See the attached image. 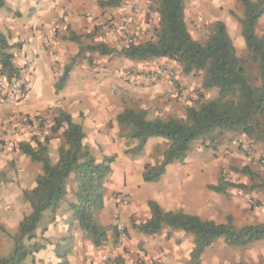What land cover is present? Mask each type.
<instances>
[{"label":"crops","instance_id":"obj_1","mask_svg":"<svg viewBox=\"0 0 264 264\" xmlns=\"http://www.w3.org/2000/svg\"><path fill=\"white\" fill-rule=\"evenodd\" d=\"M4 1V7L0 8V33L7 37L12 46L13 64L20 71L23 89L16 96L0 92L2 257L10 254L13 248L12 236L17 233L21 220L31 212L23 193L35 187L36 178L42 172L40 163L31 161L18 150L19 143L29 142L34 146L35 140L42 142L47 137L50 161L56 163L58 148L62 143L61 131L52 133L50 128L53 116L62 110L70 115L73 123L82 127L83 143L95 158L99 151L101 158L109 155L114 157L120 147H123L125 139L120 136L116 123L119 112L128 107L145 110L147 118L151 115L159 117L162 111L168 112L179 105V102L184 103L180 97L186 96H180L181 94L191 96L194 90H201L203 78L201 72L184 75L178 64L166 58L131 61L117 53V46L125 47L122 44L123 36H129L134 43H143L154 40L151 30L154 27L155 32L158 28V25L145 20L144 10L139 9L140 14L131 20L127 0H122L116 7L104 8L99 6L97 0ZM135 1L140 6L144 5L143 0ZM220 16L216 22L224 23L234 40L237 55L243 56L242 53L248 50L240 33V26L229 16ZM255 32L264 39V15L258 20ZM72 34L79 37L78 42L69 40ZM97 44H104L116 52L100 55L86 50ZM70 64L68 80L62 90L56 93L55 83ZM160 66H168L173 70L178 88L172 85L168 77L157 72ZM208 91L212 93V98L217 95L215 89L202 91L206 100L210 98V95H206ZM131 141L132 145L137 143L136 140ZM195 156L199 155H191L189 152L184 164L168 165L157 182H149L145 189L137 192L135 197L138 200L147 198L144 207L143 203L140 204V214L139 208L130 207V215H135L138 223L150 217L147 206L149 200L157 202L165 212L183 210L187 214L204 216L207 220L217 222L212 209L220 200L219 197L228 195L232 189L225 194H217L208 189V186L217 183L219 163L227 159L219 156L216 160L204 161L202 157ZM229 158L237 159L240 155L232 153ZM70 181L71 178L66 181L67 195L60 208L53 217L46 212L36 228L31 243L40 244L42 248L28 256L24 264H58L60 259L56 256V247L69 236L72 237V249L67 256L69 264H107V259L114 250L112 231H108L107 244L99 248L84 238L69 210V204L75 202L69 199L75 193L73 181L72 188L67 187ZM121 197L125 198L126 206H129L128 193ZM121 208L122 205L120 210ZM110 212L111 207L104 204L97 221L110 227ZM164 232L169 233L168 229H163L160 233ZM170 234H174L175 239H191V243L181 242L182 245L189 244L191 248L187 251L184 249L186 252L183 254L180 246L172 248L171 241L159 244L150 239L156 235L145 236L137 232L135 226L128 228L125 248L120 254L124 260L122 264H189L193 248L192 236L181 231ZM218 240L220 239L213 244ZM262 241L264 239L255 243ZM213 244L202 256H205ZM203 261L202 257L199 264Z\"/></svg>","mask_w":264,"mask_h":264},{"label":"trees","instance_id":"obj_2","mask_svg":"<svg viewBox=\"0 0 264 264\" xmlns=\"http://www.w3.org/2000/svg\"><path fill=\"white\" fill-rule=\"evenodd\" d=\"M146 1L156 6L158 14L154 40L133 42L117 53L131 61L166 58L178 64L184 75L202 72L201 90L217 89L218 95L212 100H205L200 94L196 105L186 108L184 120L172 117L150 120L145 110L128 107L118 113L116 123L120 136L137 141L134 147L125 150V154L138 156L152 138L169 142L158 164L144 165L143 182H157L168 165L184 164L194 141L214 146L227 134L264 140L263 125L259 119L264 112V39L255 32L258 20L264 15V0H236L243 6V15L238 21L250 61L257 66L258 86L252 84L246 71L248 62L237 55L223 22H215L211 33L200 42L193 39L187 29L183 0ZM98 4L102 8L116 7L120 5V0H98ZM4 5L5 1L0 0V8ZM69 40L78 42L79 37L72 34ZM11 49L7 37L0 33V76L8 82L20 79V71L13 64ZM86 50L100 55L116 52L104 44L89 46ZM70 66L65 67L55 83L56 93L66 84ZM50 131H61L62 143L58 148L56 163L50 161L47 137L42 142L35 140L34 146L29 142L18 144V150L24 156L42 165V172L36 178L35 187L23 193L31 212L21 220L17 233L12 236L13 248L8 256H0V264H24L28 256L42 248L40 244L31 243L36 228L46 212L53 217L60 208L67 195L66 181L72 175L76 184L75 202L69 204L73 221L94 247L105 246L109 241V229L101 225L97 217L104 209V185L112 173L115 158H95L83 143L82 127L73 123L70 115L62 110L53 116ZM241 170L247 172L245 168ZM261 186L264 187V183ZM234 188L246 187L230 182L223 175L218 177L216 184L208 186L217 194H225ZM147 206L150 217L135 226L137 232L152 236L168 229V236L173 231L192 236L189 264H199L205 250L217 239H223L228 247H246L264 239V224L237 228L229 217L226 223L218 224L183 210L165 212L152 200L147 202ZM113 237L116 242L117 233ZM71 244V236L58 243V264H69L67 256L71 252Z\"/></svg>","mask_w":264,"mask_h":264},{"label":"rangeland","instance_id":"obj_3","mask_svg":"<svg viewBox=\"0 0 264 264\" xmlns=\"http://www.w3.org/2000/svg\"><path fill=\"white\" fill-rule=\"evenodd\" d=\"M183 1L187 29L193 39L197 41L203 42L205 40V38L211 33L216 19L221 18V14H223V16H229L235 24L240 26L238 20L243 15V6L235 0ZM127 2L128 7H130V0H127ZM142 2L144 5L140 6L137 4V8L144 10L143 13L145 15V20L152 22L153 25H158V20L156 21V18L158 19L156 6L146 2V0H143ZM121 3L122 0H120V4ZM140 10L137 15L140 14ZM153 29L154 27L152 28L151 33L155 38L156 30L154 32ZM231 39L234 44L232 37ZM117 47V49L121 50V46ZM242 54L243 56L239 57L246 59L248 62L246 65L247 74L251 79L252 84L258 86L260 82L259 79L256 78L258 77L257 66L250 61L249 52L244 51ZM215 91H217L218 95V90L215 89ZM192 94L193 95L191 96L181 94L180 96H186L185 98L180 97L184 103L182 104L179 102V105H176L173 107L174 109L169 110L168 112L162 111V113H159V118L165 119L172 117L178 120H184L186 108L196 105L200 94H202L203 99L206 100V96H204V93L200 89L194 90ZM206 95H210L208 100H212L217 97L216 95L212 98V93H210V91H208ZM186 103H189V105ZM148 118L153 119L154 115H151ZM259 119L263 125L261 130L264 131V112ZM136 144L132 145L131 140L124 139L123 147H120L119 152L114 156L115 162L112 165L113 173H111V175L107 178L104 185L105 204L108 207H111L110 219L112 221V225L107 228L109 229L108 231H112V237L116 234V221L114 217L117 214L122 217L126 231L128 228H132L133 226L140 224L138 223L137 218H135V215H130V207H134L136 209L139 208L138 211L140 214V204L143 203L144 207V203L147 200V198H144V200H138V198L135 197L137 192L145 189L144 187L147 185V183L143 182L141 178L143 166L146 163L158 164L161 161L162 153L169 145V142L162 138H154L148 141L146 148L144 146L145 149L143 148L142 152L138 156L131 157L130 155L125 154L124 151L126 149H130ZM206 145L207 144H202L200 141H194L191 145V155H199L195 157H202L204 161L210 159L216 160L219 156L221 159H227L225 162L219 163L220 170L218 176L223 175L224 178L230 182L237 185H244L246 187V189L234 188L228 195H222L219 197L220 200L215 203L212 209L215 221H220L218 224L226 223V220L229 217L232 224L237 228L246 225L264 224V187L261 186V184L264 183V165L261 163L264 161V140L256 141L253 138L243 137L242 135L227 134L214 146ZM232 153H237L240 155V158L230 159L229 155ZM96 158L100 160V151L97 152ZM221 159L218 161H221ZM243 168L247 169V172L242 171L241 169ZM70 178L72 179L76 190L74 176L72 175ZM72 181L67 183V187L69 189L72 188ZM124 193H128L130 204L129 206H122L120 210L121 205L116 202L118 201V198H121V196L124 195ZM69 199L75 200V195L73 194V196H69ZM248 200H251L253 204L248 205ZM116 211L119 212L116 214ZM49 216L51 215L49 214ZM200 218L207 220L204 216H200ZM172 235L174 236L173 238L170 237ZM172 235L170 234L168 236V233L164 232V234H157L150 239L159 244H166L171 241L172 248L180 246L183 254L191 248L189 244H181L182 241L191 243V239H186L184 237L175 239L176 236L174 234ZM113 243L114 250L110 253V257L108 259L115 260L116 264H122L124 260L120 257V254L124 251L125 246L123 250L119 252L116 249L114 237ZM184 249H186V251H184ZM143 251L145 253L147 252L145 248H143ZM202 257L204 259L202 264H237L241 262L244 264H263L264 241L255 244L252 243L246 247H236L230 249L227 248L224 241L220 239L215 242V244L207 250L205 256Z\"/></svg>","mask_w":264,"mask_h":264},{"label":"built area","instance_id":"obj_4","mask_svg":"<svg viewBox=\"0 0 264 264\" xmlns=\"http://www.w3.org/2000/svg\"><path fill=\"white\" fill-rule=\"evenodd\" d=\"M137 2L135 0L130 1V7H129V18L135 19V17L137 16V14L139 13V9L137 8ZM133 43V40L125 35L123 36V41L122 44L124 46H127L129 44ZM159 74L164 75L166 77H168L170 79V81H172V85H174V87L178 88L174 79H175V74L173 72V70L168 67V66H160L158 68L157 71ZM23 89V81L21 79H14L10 82L6 81L5 79H0V92L4 93L7 92L12 96H16L19 95V93L22 91ZM264 165V161L261 162ZM118 203L122 206L127 204V201L125 200L124 197H121L118 200ZM248 205L253 204V202L251 200L247 201ZM115 228H116V233H117V240H116V249L117 251L121 252L126 244V240H127V235H126V230H125V224L124 221L122 220V217L117 214L115 217ZM107 264H116L115 260H109L107 259ZM159 264H164L162 262H160Z\"/></svg>","mask_w":264,"mask_h":264}]
</instances>
